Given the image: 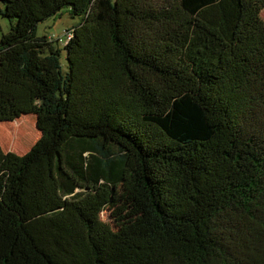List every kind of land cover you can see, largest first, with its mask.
Wrapping results in <instances>:
<instances>
[{
    "label": "trees",
    "instance_id": "trees-1",
    "mask_svg": "<svg viewBox=\"0 0 264 264\" xmlns=\"http://www.w3.org/2000/svg\"><path fill=\"white\" fill-rule=\"evenodd\" d=\"M263 8L0 0V122L40 134L0 145V264H264Z\"/></svg>",
    "mask_w": 264,
    "mask_h": 264
},
{
    "label": "rangeland",
    "instance_id": "rangeland-1",
    "mask_svg": "<svg viewBox=\"0 0 264 264\" xmlns=\"http://www.w3.org/2000/svg\"><path fill=\"white\" fill-rule=\"evenodd\" d=\"M261 18L264 21V8L261 11ZM78 21L77 18H72L66 10H62L59 15L48 18L47 20L41 22L38 25L37 35L38 36H50L53 41L57 40L59 45H61V57L60 63L63 71L67 69V60L66 54L63 50V42L65 41V37L67 38L70 35V31H68L74 24ZM10 28V21L6 18L0 17V36L2 33H6ZM35 116L34 115H24L12 122H0V145L4 151H12L18 155H22L27 152L31 146L39 139L40 134L35 128ZM27 123L32 128V132H34V136L30 142L25 145L21 144V140L18 137H14L18 126L20 124ZM20 143V150H17ZM16 148V150H15ZM82 199L89 205L100 208L99 202L100 199L89 193H83ZM100 218L104 222H109L111 219L110 213L108 210H102L100 212Z\"/></svg>",
    "mask_w": 264,
    "mask_h": 264
},
{
    "label": "bare ground",
    "instance_id": "bare-ground-1",
    "mask_svg": "<svg viewBox=\"0 0 264 264\" xmlns=\"http://www.w3.org/2000/svg\"><path fill=\"white\" fill-rule=\"evenodd\" d=\"M15 136L20 138V140H21L20 142L22 145H25L32 140V138L34 136V132H32L31 126H29L27 123H24V124H20L18 126L16 134H14V137ZM19 147H20V143H19L18 147H16L17 150H20ZM16 148H15V150H16Z\"/></svg>",
    "mask_w": 264,
    "mask_h": 264
}]
</instances>
